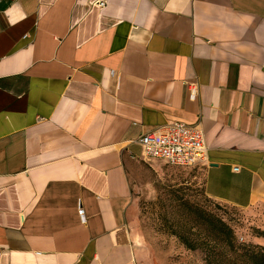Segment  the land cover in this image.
<instances>
[{
	"label": "crops",
	"instance_id": "crops-1",
	"mask_svg": "<svg viewBox=\"0 0 264 264\" xmlns=\"http://www.w3.org/2000/svg\"><path fill=\"white\" fill-rule=\"evenodd\" d=\"M172 122L211 199L264 202V0H0V264H139L137 141Z\"/></svg>",
	"mask_w": 264,
	"mask_h": 264
},
{
	"label": "rangeland",
	"instance_id": "rangeland-1",
	"mask_svg": "<svg viewBox=\"0 0 264 264\" xmlns=\"http://www.w3.org/2000/svg\"><path fill=\"white\" fill-rule=\"evenodd\" d=\"M203 169L155 161L132 179L128 228L139 264H264V202L214 201Z\"/></svg>",
	"mask_w": 264,
	"mask_h": 264
},
{
	"label": "built area",
	"instance_id": "built-area-1",
	"mask_svg": "<svg viewBox=\"0 0 264 264\" xmlns=\"http://www.w3.org/2000/svg\"><path fill=\"white\" fill-rule=\"evenodd\" d=\"M194 92L191 89V96ZM137 142L142 150V160L147 163L161 161L169 166L183 168L208 164L205 135L197 126L182 122L167 123L142 134ZM78 215L82 220L85 219L82 207L78 208Z\"/></svg>",
	"mask_w": 264,
	"mask_h": 264
},
{
	"label": "trees",
	"instance_id": "trees-1",
	"mask_svg": "<svg viewBox=\"0 0 264 264\" xmlns=\"http://www.w3.org/2000/svg\"><path fill=\"white\" fill-rule=\"evenodd\" d=\"M182 168H183V167H182ZM223 227L226 228L225 225H224Z\"/></svg>",
	"mask_w": 264,
	"mask_h": 264
}]
</instances>
